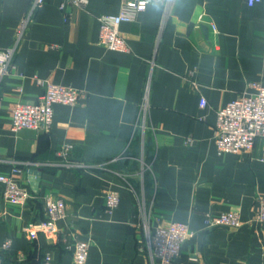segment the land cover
Instances as JSON below:
<instances>
[{
  "label": "crops",
  "instance_id": "obj_1",
  "mask_svg": "<svg viewBox=\"0 0 264 264\" xmlns=\"http://www.w3.org/2000/svg\"><path fill=\"white\" fill-rule=\"evenodd\" d=\"M32 1L0 0V50ZM125 1L47 0L0 80V173L18 168L14 179L32 195L7 201L0 183V264H42L47 252L52 264H77V241L89 243L85 264H160L148 232L175 221L194 234L174 264H264V224L255 220L262 143L219 152L215 138L218 110L264 85V1L176 0L163 26L162 3L134 12ZM123 11L133 15L120 25L129 50H112L99 42V17ZM38 78L83 95L54 104L50 131L14 130V106L45 91ZM66 145L70 167L59 154ZM110 190L121 197L112 211ZM48 197L65 203L54 222ZM222 212H237L242 226L207 228L206 214Z\"/></svg>",
  "mask_w": 264,
  "mask_h": 264
},
{
  "label": "built area",
  "instance_id": "obj_2",
  "mask_svg": "<svg viewBox=\"0 0 264 264\" xmlns=\"http://www.w3.org/2000/svg\"><path fill=\"white\" fill-rule=\"evenodd\" d=\"M47 0H33L28 12L22 17L15 32V39L11 46L0 50V80L10 72V67L19 45L28 31L32 22L35 10L46 3ZM76 3H84L86 0H74ZM176 0H126L125 10L131 9L134 12L145 10L148 4L160 2L163 4L161 26L171 17ZM249 6H253L264 0H244ZM205 13L199 15L202 21ZM133 18L128 12L119 14H103L99 17L100 32L99 42L112 50L128 51L129 46L121 34L120 25L124 21ZM39 85L45 87L44 93L37 102H19L12 109L13 119L11 126L14 130L30 128L42 132L51 130L54 123V104L62 103L75 105L83 95V91L69 86L53 83L47 79L38 78ZM254 93L240 96L230 101L226 106L218 110L215 130V138L219 152H241L252 150L257 141L262 143L264 149V85H253ZM207 100L202 98L200 106L206 107ZM143 127L146 126L143 121ZM191 142V139H189ZM71 145H66L59 152L67 166L75 165L67 159V151ZM12 173H0V183L4 184V198L7 201L19 204H26L32 197L29 190L21 186L14 179ZM118 191L110 190L105 195V203L108 210H114L120 203ZM259 209L255 220L264 224V195L259 197ZM45 212L52 222L65 216V203L62 199L48 197L45 202ZM242 221L237 212H222L220 214H206L205 225L212 229L218 226H227L237 230L242 226ZM194 234V230L186 222L175 221L166 226H158L151 234L148 232L149 245L152 255L160 260V264H174L175 259L180 255L183 244ZM12 241L7 239L2 248L10 249ZM89 243L77 241L74 243V260L77 264H85L88 258ZM54 260L52 252L45 254L42 264H52Z\"/></svg>",
  "mask_w": 264,
  "mask_h": 264
},
{
  "label": "trees",
  "instance_id": "obj_3",
  "mask_svg": "<svg viewBox=\"0 0 264 264\" xmlns=\"http://www.w3.org/2000/svg\"><path fill=\"white\" fill-rule=\"evenodd\" d=\"M137 151H134L133 153H136Z\"/></svg>",
  "mask_w": 264,
  "mask_h": 264
}]
</instances>
